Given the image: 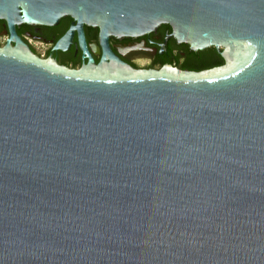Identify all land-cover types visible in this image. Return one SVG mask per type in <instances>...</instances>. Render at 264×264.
I'll return each mask as SVG.
<instances>
[{
    "label": "water",
    "instance_id": "obj_1",
    "mask_svg": "<svg viewBox=\"0 0 264 264\" xmlns=\"http://www.w3.org/2000/svg\"><path fill=\"white\" fill-rule=\"evenodd\" d=\"M66 17L54 50L77 33L78 71L16 32ZM0 20V264H264V0H0ZM162 25L225 64L136 71L110 50Z\"/></svg>",
    "mask_w": 264,
    "mask_h": 264
},
{
    "label": "flooded vegetation",
    "instance_id": "obj_2",
    "mask_svg": "<svg viewBox=\"0 0 264 264\" xmlns=\"http://www.w3.org/2000/svg\"><path fill=\"white\" fill-rule=\"evenodd\" d=\"M72 24L73 20L66 17L55 27H26L22 25L17 27L16 32L20 39L27 44L30 50L39 58L55 61L60 66L78 71L88 64V57L83 56L77 33L74 35L72 43L67 51L54 50L57 42L66 35ZM84 35L89 53L98 65L102 59L101 51H99V30L84 26ZM9 37L6 22L0 20V40H4L3 46L6 45ZM36 44L47 46L46 51L41 54ZM109 47L116 57L136 71H160L167 66L190 71L184 67L191 60L192 54L194 57H197L199 53L205 51L194 52L189 45L178 43L172 36L171 27L167 25H162L156 31L141 37L112 36L109 39ZM189 51H191L192 54L189 53Z\"/></svg>",
    "mask_w": 264,
    "mask_h": 264
},
{
    "label": "trees",
    "instance_id": "obj_3",
    "mask_svg": "<svg viewBox=\"0 0 264 264\" xmlns=\"http://www.w3.org/2000/svg\"><path fill=\"white\" fill-rule=\"evenodd\" d=\"M24 26L29 27V25H24ZM189 53L192 54L191 51H189ZM223 64H224V59L221 57L220 53L216 51V49L214 48H209L204 52L199 53L197 57H194L192 54L191 60L184 68L190 71L199 72V71L219 67Z\"/></svg>",
    "mask_w": 264,
    "mask_h": 264
},
{
    "label": "rangeland",
    "instance_id": "obj_4",
    "mask_svg": "<svg viewBox=\"0 0 264 264\" xmlns=\"http://www.w3.org/2000/svg\"><path fill=\"white\" fill-rule=\"evenodd\" d=\"M0 43H1L0 45L3 46L4 40H0ZM36 47L41 54H43L47 49V46H43L40 44H36Z\"/></svg>",
    "mask_w": 264,
    "mask_h": 264
}]
</instances>
